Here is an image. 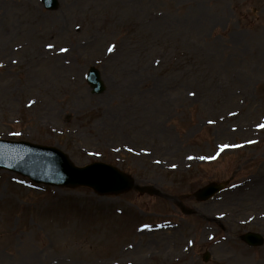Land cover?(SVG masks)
Listing matches in <instances>:
<instances>
[{
    "label": "rangeland",
    "instance_id": "374dc122",
    "mask_svg": "<svg viewBox=\"0 0 264 264\" xmlns=\"http://www.w3.org/2000/svg\"><path fill=\"white\" fill-rule=\"evenodd\" d=\"M26 5L31 27L15 15ZM0 138L110 162L144 189L102 196L0 170V264H158L159 251L264 264V244L241 239L264 235V0H0Z\"/></svg>",
    "mask_w": 264,
    "mask_h": 264
},
{
    "label": "water",
    "instance_id": "95a60500",
    "mask_svg": "<svg viewBox=\"0 0 264 264\" xmlns=\"http://www.w3.org/2000/svg\"><path fill=\"white\" fill-rule=\"evenodd\" d=\"M49 9L58 6V0H42ZM87 80L93 91L100 93L105 89L100 72L91 67ZM0 169H8L29 177L36 183L56 186H88L100 194H120L134 186V179L117 167L93 162L76 166L62 150L33 144L27 141L0 139ZM223 188V184L210 183L196 192L200 200H206ZM251 245H260L263 238L258 233L248 232L242 237ZM208 254L205 255V259Z\"/></svg>",
    "mask_w": 264,
    "mask_h": 264
},
{
    "label": "bare ground",
    "instance_id": "6f19581e",
    "mask_svg": "<svg viewBox=\"0 0 264 264\" xmlns=\"http://www.w3.org/2000/svg\"><path fill=\"white\" fill-rule=\"evenodd\" d=\"M33 13H34V11H33V9H32V7L30 6V5H26V7L24 6L22 9L21 8H18L17 10H16V13H15V15L18 17V19L21 21V22H23L24 20H26L28 23H29V26L31 27L33 24H34V20H32V18H33ZM32 33H34V32H32ZM34 34H38V33H34ZM29 37H31L32 38V36H31V34H29ZM29 39V42H30V44H33V43H35L36 44V46H35V49L36 48H41L42 47V44H39V38H32V39H30V38H28ZM61 51V47L58 49V50H56V54L58 53V52H60ZM38 55L37 54H34V59L36 60V59H38V57H37ZM52 57H53V60H54V58H55V54H47V55H40V57H39V59L41 60V61H44L45 63H48L47 61H50V60H52ZM34 59H32V60H34ZM40 60H38V61H40ZM225 219L227 218V213L225 214H223L222 215ZM135 248V246H133L132 247V249H134ZM135 251H137V248L134 250V251H131V248L128 246H122L121 248H120V252L123 254V255H126V254H129V253H131V252H135ZM159 254H161V253H163L162 255H163V257H162V259L158 262V264H166L167 263V261H168V253L167 254H165L166 252H161V251H159L158 252ZM132 259V257H128V259H127V261H125V262H120L119 264H131L130 263V260ZM134 260L135 261H139V262H142V261H148V260H150V256H149V254L146 252V253H144L143 255H135L134 256Z\"/></svg>",
    "mask_w": 264,
    "mask_h": 264
},
{
    "label": "snow or ice",
    "instance_id": "6c2138e0",
    "mask_svg": "<svg viewBox=\"0 0 264 264\" xmlns=\"http://www.w3.org/2000/svg\"><path fill=\"white\" fill-rule=\"evenodd\" d=\"M50 47H51V45H50Z\"/></svg>",
    "mask_w": 264,
    "mask_h": 264
}]
</instances>
